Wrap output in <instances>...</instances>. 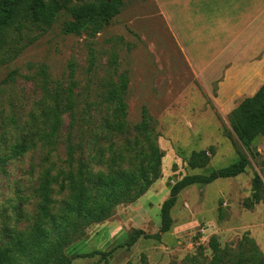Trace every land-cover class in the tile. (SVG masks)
Instances as JSON below:
<instances>
[{"label":"rangeland","instance_id":"374dc122","mask_svg":"<svg viewBox=\"0 0 264 264\" xmlns=\"http://www.w3.org/2000/svg\"><path fill=\"white\" fill-rule=\"evenodd\" d=\"M73 20L64 9L42 31L29 26L20 13L2 29L1 214L4 209L11 212V206L33 208L34 199L24 197L45 171L67 167V142H94L92 131L110 108L93 101L107 93L111 81L127 80V129L141 121L144 110L152 117L164 153L161 177L137 201L118 206L110 219L91 225L85 237L70 245L72 264H190L193 256L208 263L212 238L222 248L238 251L253 239L264 253V135L252 141L251 149L239 141L232 131L233 109L219 110L217 84L207 86L197 75L160 0H123L109 22H90L79 34L65 31ZM71 90L85 115L78 124H73L66 105ZM56 100L65 106L61 130L44 139V112ZM99 140L109 142L102 132ZM18 143L26 151L14 157L11 149ZM201 152L209 157L207 164L193 167L194 153ZM242 154L249 160L243 173L184 188L171 210V229L156 238L162 204L177 181L188 175L209 176ZM203 159L198 155L194 160L200 164ZM135 230L148 237L114 249Z\"/></svg>","mask_w":264,"mask_h":264},{"label":"trees","instance_id":"16d2710c","mask_svg":"<svg viewBox=\"0 0 264 264\" xmlns=\"http://www.w3.org/2000/svg\"><path fill=\"white\" fill-rule=\"evenodd\" d=\"M122 6L123 0H0V50L2 29L11 25L20 13L29 26L46 31L58 13L65 9L74 19L67 23L65 31L79 34L90 22H109ZM106 87L107 93L93 101L110 108L104 122L92 131L94 142L87 145L74 141V138L73 142H67V167L56 169V172L45 171L30 196H23L27 201L34 199L31 210L11 206V212L4 209L1 214L0 211V264H72L67 254L70 245L85 237L91 225L110 219L118 206L137 201L161 177L164 153L152 127V117L144 110L141 121L127 129L124 96L127 80L111 81ZM80 104L71 90L66 105L71 111L73 124L85 118L78 109ZM64 108V104L56 100L45 110L44 139L61 130ZM231 125L236 137L248 149L258 135H264V84L233 109ZM100 132L106 134L109 142H99ZM11 151V155L17 157L26 148L18 143ZM198 155L204 158L200 164L194 160ZM208 160L206 152L194 153L190 163L193 167L204 166ZM248 164V157L242 154L234 164L213 171L209 176L188 175L177 181L171 188L170 197L162 204V224L156 238L171 229V210L184 188L237 176L246 170ZM259 183L256 178L257 187ZM255 196L258 200V195ZM139 236L148 237L145 232L135 230L133 237L114 249L134 245ZM247 241L248 244L238 251L222 248L216 238H212L210 261L206 263L193 256L188 259L189 263L264 264V253L259 246L253 239Z\"/></svg>","mask_w":264,"mask_h":264},{"label":"crops","instance_id":"0c3cea01","mask_svg":"<svg viewBox=\"0 0 264 264\" xmlns=\"http://www.w3.org/2000/svg\"><path fill=\"white\" fill-rule=\"evenodd\" d=\"M222 113L264 84V0H160Z\"/></svg>","mask_w":264,"mask_h":264}]
</instances>
